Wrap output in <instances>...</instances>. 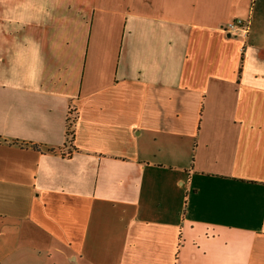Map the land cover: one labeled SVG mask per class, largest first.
<instances>
[{"label":"crops","instance_id":"1","mask_svg":"<svg viewBox=\"0 0 264 264\" xmlns=\"http://www.w3.org/2000/svg\"><path fill=\"white\" fill-rule=\"evenodd\" d=\"M0 264H264V0H0Z\"/></svg>","mask_w":264,"mask_h":264},{"label":"built area","instance_id":"2","mask_svg":"<svg viewBox=\"0 0 264 264\" xmlns=\"http://www.w3.org/2000/svg\"><path fill=\"white\" fill-rule=\"evenodd\" d=\"M249 24L242 19H238L234 22H231L225 27L227 33H240L242 37L246 38L249 33Z\"/></svg>","mask_w":264,"mask_h":264},{"label":"trees","instance_id":"3","mask_svg":"<svg viewBox=\"0 0 264 264\" xmlns=\"http://www.w3.org/2000/svg\"><path fill=\"white\" fill-rule=\"evenodd\" d=\"M72 113H73V109H72V111H71V115H72ZM72 118H70V120H68V130H67V142L68 143H71L72 142V140L74 139V131H75V129H74V121L73 120H71ZM35 148H38L37 146H35ZM49 151H51V152H54V150H49Z\"/></svg>","mask_w":264,"mask_h":264}]
</instances>
